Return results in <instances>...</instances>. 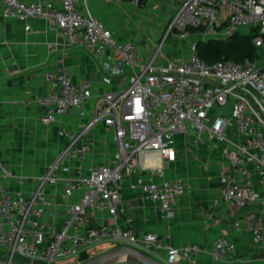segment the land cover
<instances>
[{
	"label": "built area",
	"instance_id": "2783aa9c",
	"mask_svg": "<svg viewBox=\"0 0 264 264\" xmlns=\"http://www.w3.org/2000/svg\"><path fill=\"white\" fill-rule=\"evenodd\" d=\"M175 1L153 54L140 63L138 44L117 40L76 0H0L4 17H42L68 47L95 56L108 54L116 72L125 68L128 72L117 89L99 98L86 122L75 130H58L66 143L32 191L10 190L3 182L8 171L0 170V246L11 259L16 254L27 261L51 264L58 259H77L94 246L107 243L161 250L165 264H196L199 245L176 246L156 232L137 238L131 227L121 223L90 224L87 219L88 212L106 211L117 216L123 211L121 184L136 168L163 176V164L176 155L178 135L191 136L195 147L204 139L222 147L227 168L219 174V199L234 208L264 205V57L257 52L254 58L240 61L206 62L196 52L198 40L228 36L240 27L256 29L252 43L264 48V0ZM139 2L130 0L134 6ZM172 35L182 39L193 35L197 40L189 42L187 56L156 61L162 56L163 43ZM66 55L64 50L60 66L44 73L46 92L31 98L42 108L39 118L46 125L73 110L83 115L91 92V81L72 78L63 63ZM100 121L113 128L111 140L116 149L107 163L87 173L76 169L61 179L58 196L66 204L67 214L60 226L48 225L43 215L52 197L44 184L58 180L55 172L61 165L84 159L92 148L87 134ZM136 186L166 216L189 188L182 181L151 179L138 180ZM79 188H83L80 200L68 203ZM243 219L253 242L264 241L257 217L248 213ZM234 250V242L219 234L209 252L213 259L224 260Z\"/></svg>",
	"mask_w": 264,
	"mask_h": 264
},
{
	"label": "crops",
	"instance_id": "0c3cea01",
	"mask_svg": "<svg viewBox=\"0 0 264 264\" xmlns=\"http://www.w3.org/2000/svg\"><path fill=\"white\" fill-rule=\"evenodd\" d=\"M76 1L81 9L86 6L93 16L112 31L117 40H133L138 44L140 63L151 57L163 27H154L148 21L146 36L149 41H146L136 24L141 9L138 10L130 0ZM148 2L153 4V0ZM167 2L166 20L176 1ZM25 25H29V28L25 29ZM184 39L175 35L167 38L165 42H168H164L160 50L162 56L155 60L180 58L184 57L183 53L189 54ZM64 50H67V55L63 63L69 68L72 78L75 81H91V92L84 104L83 115L73 110L46 125L39 118L42 108L31 98L34 94L46 92L43 75L60 66L59 58ZM126 73V68L120 72L114 70L113 59L108 54L95 56L81 48L68 47L66 40L46 19L39 16L25 20L4 17L0 6V170L4 168L8 171L3 178L5 186L24 193L32 191L66 143L58 130H75L79 124L86 122L97 108L99 98L117 89ZM112 132L113 128L102 121L95 124L87 134L92 141V148L84 159L61 165L55 172L58 180L44 184L46 193L52 197L43 215L48 225L60 226L67 214L66 204L58 196L61 179L76 173V169L87 173L92 167L107 163L116 149L111 140ZM176 142V155L163 164V176L136 168L121 184L123 211L117 216L106 211L88 212V222H118L131 227L137 238L147 232H156L160 237L166 236L165 239L176 246L199 245L201 250L196 256V264H264V241L253 242L247 222L243 219L246 214L252 213L264 229V205L234 208L219 199V174L227 168V158L221 146L204 139L195 147L191 136L185 135H178ZM149 179L182 181L189 185L188 190L177 198L169 216L158 208L156 202L143 196L136 186L138 180ZM82 190L79 188L73 193L68 203L79 201ZM216 198L218 201L214 202ZM219 234H225L235 244V250L224 260L213 259L209 252ZM111 246L114 245L106 243L93 248ZM137 247L163 259L161 250ZM5 256L8 257L6 253ZM113 264L136 263L121 258Z\"/></svg>",
	"mask_w": 264,
	"mask_h": 264
},
{
	"label": "trees",
	"instance_id": "16d2710c",
	"mask_svg": "<svg viewBox=\"0 0 264 264\" xmlns=\"http://www.w3.org/2000/svg\"><path fill=\"white\" fill-rule=\"evenodd\" d=\"M255 33L256 29L249 33H241L236 30L225 38L198 40L196 52L206 62H214L219 59L240 61L245 57L254 58L257 55V48L252 43V36ZM88 257V253L83 252L77 259L83 261ZM15 260L24 259L16 258Z\"/></svg>",
	"mask_w": 264,
	"mask_h": 264
},
{
	"label": "rangeland",
	"instance_id": "374dc122",
	"mask_svg": "<svg viewBox=\"0 0 264 264\" xmlns=\"http://www.w3.org/2000/svg\"><path fill=\"white\" fill-rule=\"evenodd\" d=\"M168 2L167 0H153V4H151L150 2H148V0H140L139 4L137 5L138 10L141 9V15L136 17V24L138 25V28H141L142 32V37L146 38L147 40V29H148V25L147 22H152L153 26H159V27H163V25L165 24L166 18H165V13L167 12V6ZM151 24V25H152ZM152 29V28H151ZM154 31V30H153ZM238 31H240L241 33H249L251 31L250 28L247 27H240L238 29ZM227 36L221 37V38H225ZM209 38H212L210 36H206L204 39L207 40ZM160 39V38H159ZM157 40V43L160 40ZM187 46L189 44L190 41L192 40H197V37H193V35L191 37L185 38L184 39ZM204 40V41H205ZM168 41H166L165 43H167ZM165 45V44H164ZM163 48V46H162ZM257 52L259 53V57H264V48H257ZM184 57L187 56L188 54L183 53ZM109 247H104V248H93L92 250H90L88 252L89 256H93L105 249H107ZM5 253L7 254L6 248L0 246V259H5ZM14 259L19 258V259H23L18 255H14L13 256ZM80 261L78 259H58L55 260L53 262H51V264H77Z\"/></svg>",
	"mask_w": 264,
	"mask_h": 264
},
{
	"label": "water",
	"instance_id": "95a60500",
	"mask_svg": "<svg viewBox=\"0 0 264 264\" xmlns=\"http://www.w3.org/2000/svg\"><path fill=\"white\" fill-rule=\"evenodd\" d=\"M125 259L128 262L136 264H165L161 259L150 255L147 251L124 244L111 246L93 256H89L77 264H113L119 259ZM0 264H38L33 261L15 260L8 256L0 259Z\"/></svg>",
	"mask_w": 264,
	"mask_h": 264
}]
</instances>
